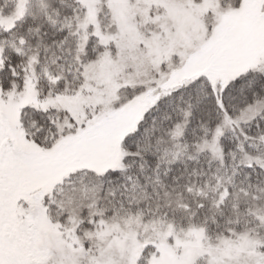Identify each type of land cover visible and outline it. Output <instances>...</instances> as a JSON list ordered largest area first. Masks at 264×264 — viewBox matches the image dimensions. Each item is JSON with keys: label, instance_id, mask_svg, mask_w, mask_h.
<instances>
[{"label": "snow or ice", "instance_id": "obj_1", "mask_svg": "<svg viewBox=\"0 0 264 264\" xmlns=\"http://www.w3.org/2000/svg\"><path fill=\"white\" fill-rule=\"evenodd\" d=\"M0 264H264V0H0Z\"/></svg>", "mask_w": 264, "mask_h": 264}]
</instances>
